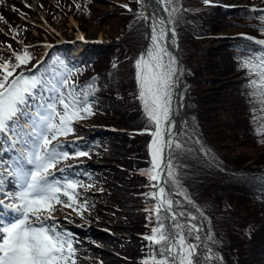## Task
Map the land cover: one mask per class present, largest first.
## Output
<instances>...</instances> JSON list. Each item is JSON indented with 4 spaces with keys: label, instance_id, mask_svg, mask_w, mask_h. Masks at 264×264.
<instances>
[{
    "label": "snow or ice",
    "instance_id": "obj_1",
    "mask_svg": "<svg viewBox=\"0 0 264 264\" xmlns=\"http://www.w3.org/2000/svg\"><path fill=\"white\" fill-rule=\"evenodd\" d=\"M146 2L136 0L142 9ZM204 2L209 3L210 0ZM178 4L179 0H151L149 7L156 5L163 9L168 14L167 21L157 16L156 12L145 14L141 11L138 14V18L150 21V44L135 61L137 98L149 122V127L141 134L147 132L152 137L148 145L151 167L141 175L153 182L150 187L155 190L146 195L156 201L145 209L150 213V221L151 214H155L156 226L143 237L149 242L150 252L141 264H195L199 245L191 243L188 237L199 241V232L202 231L201 226L194 223L196 215L176 210L181 207L180 202L172 199V193L166 188L169 183L179 186L172 164V152L184 149L172 131L173 88L179 69L176 57L167 46L169 33L175 43V30L166 26L174 22L173 17L180 11ZM121 7L132 11L127 4ZM3 19L0 16V20ZM259 19L264 23V16ZM261 31L264 32V29ZM255 42L264 46V40ZM8 49L14 61L12 58L4 60L0 57V135L8 138L17 157L13 161L15 166L0 160V209L13 214L9 222L0 220V264H77L71 234L47 222L55 220L57 205L81 215V209L87 210L86 203L79 202L77 191L84 186L71 179L61 182L55 177L57 171H65L57 167L63 161L89 155L83 150L72 153L63 150L65 146L61 144L60 137L73 134L74 122L87 119L95 113L87 102L88 93L82 95L76 91V84L72 80L75 72L68 70L52 85L51 90L56 96L51 102L41 105L42 110L37 109L29 114L26 128L20 123L24 116L22 106L27 104V98L41 81L35 76H26L23 71H16L34 59L27 47L22 52L12 50L11 45H8ZM241 66L251 77L248 81L251 90L249 96L257 105L253 121H264V51L243 59ZM92 86L89 84L87 88L91 89ZM254 132L264 137V123H259ZM259 142L264 143V140ZM17 145H20L19 149ZM201 150L204 151L203 147ZM205 154L209 153L205 151ZM6 184H11L16 190H8ZM175 194L183 196L203 216L186 191H177ZM179 217H184L186 222L181 223ZM165 220H170L167 226ZM208 239L211 240L212 236L209 235ZM208 253L206 260H222V257L211 255V249Z\"/></svg>",
    "mask_w": 264,
    "mask_h": 264
},
{
    "label": "rangeland",
    "instance_id": "obj_2",
    "mask_svg": "<svg viewBox=\"0 0 264 264\" xmlns=\"http://www.w3.org/2000/svg\"><path fill=\"white\" fill-rule=\"evenodd\" d=\"M12 1L13 0H0V12L1 9L6 8L11 10L12 14L17 17V20L14 24L8 23L7 20H0V36L3 35L5 39H10L13 41L17 40L16 37L23 33L21 30H19V27L22 24H29L31 26L30 34L34 36H38V34L40 35V31H47L50 34L58 32L57 34H59V30L53 27L52 24L47 20V17L49 16L44 10L45 7L43 5L39 6L38 2L40 0H14L17 1L20 6H22V9L20 7H14L13 9L10 5ZM194 3L195 0H179L177 7L180 8V11L173 17L174 22L171 23L179 43V59L184 67L185 72V95L180 106V116L183 124H185L184 118H186L187 114L189 113V110L187 109L188 104L186 103V97L189 90H191L190 87L193 86L192 76L188 75L187 71L194 72L195 70L193 66V64H195V51L193 50L192 45L195 43L200 44L201 46L203 43L201 41H203L202 39L205 38L204 36H201L204 34L202 29L197 32L189 26V22L195 17L193 13L203 10V7L201 6V0H199V5ZM226 3L230 4L228 7L240 5L264 9V4L261 3V0H258L257 2H248L247 0H228ZM124 4H127L129 8L132 9V11L125 12L124 10L127 9L121 7V5ZM53 7L54 8L52 9L60 14L53 20L62 21L65 19L66 26L64 27L68 33L73 32L74 28H80L82 30L81 32L87 34L89 38H95V41L98 42L105 41L113 42L114 44H122V41L124 40L125 43L129 41L131 45L133 44L131 52L128 50L130 53V59L127 62H123L125 59L124 54L126 50L122 45L119 48L114 46L111 48V50H107L104 53L106 54L108 52L106 60H104L106 65L110 58H117L119 61H121V65L118 68L117 66L114 67L113 70L108 74V79L106 80L108 83L105 86V89L108 91L111 90V92L120 93L122 95L124 83L126 84L125 86H132L129 89L127 87L128 94L131 92H137L138 95V85L136 83V79L131 78L132 71H129L128 65H126L129 63L131 68H134L132 62H134L136 55H134V53L142 40V24L143 27L146 26L143 19L138 18V14H136V10L140 11L138 8H141V6L136 4V0H92L88 7V9H90V18L88 17L86 20L74 17L75 12L71 13L69 8L66 11H63L58 7V5H53ZM81 8H84V6ZM91 12L94 14L92 17ZM123 12L127 14H123ZM88 13L89 12L82 13L83 15L77 16L84 18L87 17ZM134 14H136V16L133 17ZM102 16H109V18H107L106 21H100L99 18ZM229 20L230 16L223 18V22L220 23L219 28L213 32L214 35H212V33V36L210 35L207 37L208 42H205L203 46L205 49H209V53L212 55L218 54V59L222 60L226 59L225 51L227 48H219V46L227 42V39L224 37L214 40V37H217L218 35L233 34L237 32V29H240L239 27H241L238 24L225 25L226 22H230ZM55 30L57 31L55 32ZM193 33L199 40L195 41V39L192 38ZM78 35L74 34L75 40L87 39L84 37V35ZM13 36H15V39H13ZM40 36L44 40L43 44L45 45L46 50L48 47L47 39L49 40V38L44 34H41ZM3 41L4 40L0 41V44H3ZM76 45L79 47V50L83 46V44ZM210 46L215 48L210 50ZM79 50L73 51L70 49V56L78 54L80 52ZM87 50L88 49H86V51ZM94 54V52L91 53V55ZM217 57H215L216 61H218V59H216ZM205 59H212V57H206ZM95 60L97 61L99 59L95 58ZM220 67L221 66H218L216 73L213 74L211 73V70H202L204 73H206V77L214 79V82L211 84L212 88L203 89V94L206 95L209 93V96L213 100L211 108H215L216 111L212 113V117L214 119L216 118L218 121L215 122L216 125L214 128L216 131L220 132L218 134L219 138H224L223 143L220 145V157L221 159L227 160L233 165L239 164L237 165L238 168L236 169H241L240 172L233 173V170H229V173L231 174L232 172V175H240L250 171H259L261 174H263L264 143H250L252 142L250 131H252V128H256L250 126L248 122L250 119L248 116L249 112H247L250 110L252 105H254L252 98L249 96L248 87V81L251 79V77L247 76L246 79L240 83L239 81L241 78L238 75V71L232 74H224L226 69L223 68L221 71ZM221 74L224 75L220 77ZM236 83H240V85L237 87V90L234 86ZM239 88H242L240 92ZM240 93L242 94V97L246 96L245 99L241 97ZM41 95L43 98H45L44 93ZM137 102V111L139 114H135L133 117H131L132 119L130 118L128 121L123 123L121 121L120 114L125 109V106H123L120 101L114 100L111 96L104 97L100 103L101 106L103 108H107L108 110H115L112 112V115H106L102 118L103 122L106 123L107 128H109V130L113 133H109V135L106 137H103L102 133H97V136L102 141L101 143L105 142L110 146V150H108L109 153L107 155L99 153L97 155V159L94 161L83 158L82 156L79 158H70L69 160L63 161L57 165L58 168H69V165L73 166L74 163L72 162H75L78 165L77 168L80 169V171L77 170L79 171L78 173L80 175L82 174L87 176L85 179L77 177L79 184L84 186L77 189L79 193V202L86 203L87 210L81 209V215L77 214L76 211H73L70 208L57 205V210L54 213L56 220L48 221L47 223L59 225V230L72 226H74L73 228H76V226H80L78 222L80 217H89L92 223H95L96 226L99 227V231H102L105 234L106 238H109V240L112 239V241H115L116 243H114V245H110L108 242H105V244L104 242L99 243L95 240L87 239L88 243H90L88 245L91 247L95 244L100 246V251L105 256V258L102 260L103 264H141V262L144 260V258L141 259V257L145 255L140 249L139 244L144 242L145 251H147L149 254V242L144 240L143 237L150 234L151 228L156 226L155 214H151L152 219L150 221L148 219V212L145 211L146 208L151 206L145 199V197L149 196L144 197L146 192L145 188L148 186V182L150 184L153 182H150L146 176L141 175V173L145 171L144 169H137L133 167L134 161L125 163V159L130 158V155H135L136 152L139 153L140 150L142 151L143 146H147V143L150 139V135L147 132L141 134L145 127H149V122L142 111L143 108L140 101L137 100ZM43 104L45 103L40 101L35 102V100H33L30 106L25 108L24 116L21 118L20 123H23L27 128L28 125L26 121L30 118L29 114L33 113L37 109H40V106ZM235 119H238V121ZM130 120L132 121L133 125L128 126V122ZM75 124H80V121H76ZM88 124H91V126L95 125V127H100L99 122L94 120L88 121ZM253 124L254 122L252 123V126H255ZM94 134H96L94 131L87 130L84 127L74 128V135L77 138L72 141L69 138L60 137V142L65 146L63 150L70 153L81 150L85 151L84 148L86 147L87 140ZM254 137L255 136L253 134V138ZM1 139L3 141L1 143L6 144L7 149H11L8 138L4 136L1 137ZM16 148L19 149L20 145H17ZM0 151H2L1 147ZM10 151L11 152H9V155L2 156L0 160L5 161L8 164H13V161L17 157V152L14 150ZM140 157L141 156H136L135 161H137ZM100 164L105 170H102L101 167L95 169V166H99ZM13 166L15 165L13 164ZM90 171L93 173L90 174ZM69 173H71V171ZM62 176H64V174H60V177ZM89 185H91V187H88ZM5 187L11 191L16 190L11 184H6ZM151 188L152 187H150V189ZM177 189L175 192H171L173 197L172 199L180 202L181 207L179 211H186L187 209L182 204V202H184L185 205H188L187 201L183 196L175 194L177 191H185V189ZM142 192L143 194L140 196V193ZM62 199L66 200L67 198L62 197ZM151 202L152 205H154L153 201ZM244 206L246 207V210H242L240 217L243 218L244 225L247 223L249 224L244 228V230L238 231L236 234H234L235 242L242 244L239 247L238 252H229L228 248H225V243L223 240L224 236L223 239H221L220 236H212V239L209 240L208 236L211 234L205 228V221H203L201 217H197L195 223L200 224L202 231L199 232V241H196L194 238L193 241H191V243L193 242L194 244L199 245L197 248V255L194 258L195 264H263L264 261L262 262L260 257H257L254 254H246L245 251H242L243 249H255L258 244L254 246L253 242V245H251L254 237L253 233L258 230L264 231L263 221L257 216V218L249 220L250 222H246L245 220L254 214L252 203L250 201H245L244 197L235 198V203L233 205L234 208L242 209ZM179 220L181 223L186 222L183 217H179ZM66 232L72 233V230H66ZM225 235L227 236L226 233ZM258 238L262 239L263 236L258 235ZM82 243L83 242H80V244ZM262 243H264V241ZM211 246L215 247V253L212 251L214 248ZM217 248L222 254H225V258L219 255ZM209 249H211V255L222 257V260H206L205 256L209 254ZM76 250L80 251L79 253L83 258H92L94 260L97 259V256L95 255L90 256L89 254L82 253L80 247H78ZM145 257H149V255ZM94 260L91 262V264H95Z\"/></svg>",
    "mask_w": 264,
    "mask_h": 264
},
{
    "label": "trees",
    "instance_id": "obj_3",
    "mask_svg": "<svg viewBox=\"0 0 264 264\" xmlns=\"http://www.w3.org/2000/svg\"><path fill=\"white\" fill-rule=\"evenodd\" d=\"M227 1L228 0H210L208 4L205 3L204 0H201V6L203 7V10L194 12L193 15L195 17L189 22V26L195 31L198 32L200 29H202L204 31V34L201 36H204L205 38L202 39L203 41L201 42L203 43L201 46L200 44L193 43L192 46L193 50L195 51V64H193V66L195 70L194 72L187 71V74L192 76L193 81V86L190 87L191 90H189L186 97V103L188 104L187 109L189 110V113L187 114L186 118H184L185 124H183L182 128L181 126L178 128L179 130H177L175 135V139L184 146V149L183 151L174 150L172 152V164L177 173L179 186L169 183L168 185H166V188L170 192H175L177 188L185 189L190 198L195 202V205L201 209V211L203 212V216H200V214L196 211L195 208L192 207V205H185L184 202H182V204L187 209L186 211L191 212L193 215H196L199 218L201 217V219L205 221V228L210 232L211 236H220L221 239H223L224 236V246L225 248H228L229 252H238V249L242 244L235 242L234 234H236L238 231L244 230V228L249 223L244 225L243 218L240 217V215L242 214V210H246V207L244 206L242 209L233 207L235 198L244 197L245 201H250L252 203L254 214L249 216V218H246L245 220L246 222H250L249 220H253L258 217L262 219L264 229V175L259 171H256L258 173L253 171L252 173L250 171L248 173H243L240 175H232V172L231 174L229 173V170H233V173H237L240 172L241 169H236L238 168L237 165L239 164L233 165L227 160L221 159L220 157V145L221 143H223L224 138H219L218 134L220 132L216 131L214 128L216 125L215 122L218 121L216 118L214 119L212 117V113L216 111L215 108H211L213 100L209 96V93H207L206 95L203 94V89L212 88L211 84L214 82V79L206 77V73H204V71L202 70H211V73L213 74L216 73L218 66H221V71L223 70V68L226 69L224 74H232L238 71V75L241 78L239 82H243L248 75L246 70L241 66L242 60L247 58L248 56H255L264 51V47H261L260 45L253 43L250 39L246 38L255 37L260 40H264V32L261 31V29H264V23H262L259 19L260 16H264V9L240 5L228 7V5L230 4L226 3ZM247 1L257 2L258 0ZM91 2L92 0H40L38 4L39 6L43 5L45 7L44 10L49 16L47 17V20L52 24L53 27L59 30L60 35L65 39H70L72 38V32L68 33L66 31V28L64 27L66 26L65 19H63L62 21L53 20L60 15L52 9L54 8L53 5H58V7L63 11H66L69 8V11L71 13L75 12L74 17L86 20L90 15V9H88V7L89 3ZM261 3L264 4V0H261ZM13 4L15 8L20 7L22 9V6H20L17 1H14ZM194 4L199 5V0H195ZM77 5H79V7H77ZM83 6L84 8H81ZM138 6L140 5L138 4ZM254 9L256 11H254ZM124 11L129 12L127 10ZM87 12H89L87 17L81 18L77 16L83 15L82 13ZM93 12H91V17L94 15ZM125 12H123V14H127ZM136 14H139L138 10H136ZM136 14H134L133 17L136 16ZM1 16H3V20H7L8 23L14 24L17 20V17L14 14L10 13L9 10H2ZM226 16H230V22H224L225 25L238 24L241 27H239L240 29H237V32L233 34L218 35L217 37H214V40L224 37L227 39V42L219 46V48H227V50L225 51L226 59L222 60L218 59V54L212 55L211 53H209V49H205L203 46L205 42H208L207 37H209L216 29L219 28L220 23L223 22V18H225ZM107 18H109V16H102L99 18V20L106 21ZM143 21L146 25V21ZM145 28L146 26L143 27L142 24V40L134 53V55H136L134 58V62H132L134 68H131L129 63L126 64L128 65L129 71H132L131 78H135V60L138 58L145 45V34L147 30V28ZM19 30H21L23 33L16 37L18 42L10 39H5L3 35L0 36V41H5L2 42L3 44H0V57H3L4 60L12 58V53L8 49V45H11V49L16 52H22L23 49L27 47L29 53L34 57V59L26 67L21 66V68H18L16 71L17 73L23 71L26 76H35L41 81V83L36 89L33 90L32 95L29 97H37L42 89L48 88L50 83H57L61 76L66 74L68 70H73L75 72V75H73L72 80L76 84V91L78 93H81L82 95L84 93H88L86 97L87 102L91 105L92 110L95 113V115L87 119H83L81 120V122L85 124L87 121L94 120L96 122H99L100 124V127H95L94 125L92 127H89V129L94 130L96 133H102L105 136H108L109 133H113L109 130V128H107L106 123L102 120L104 116L112 115V112L115 111L113 109L108 110L107 108H103L101 106L100 103L104 97L111 96L114 100L120 101L122 105L125 106V109L120 114L121 121L123 123L128 121L135 114H139L137 111V92H131L130 94H128L127 92V87L129 89L132 87L131 85L125 86L126 84L123 83L124 89H122V95L120 93L111 92V90L108 91L105 89V86L108 83L106 82V80L108 79V74L113 70L114 67L117 66L118 68L121 65V61H119V59L117 58H110L106 65L104 60H106L108 52L106 54L104 53L107 50H111V48L114 46L119 48L122 45L126 50L124 54L125 59L123 60V62H127L130 59V53L128 52V50H130L131 52L133 47V44L131 45L129 41L125 43V41L123 40L122 44H114L113 42L105 41L100 43H93L90 45V48H88L89 52L87 50L81 55L82 59L85 58L83 59L82 63L66 62V53L70 50V46L68 44H65L61 48L52 47L47 52L42 63L37 64L38 52L41 51L42 48L37 46L36 43L43 40L40 35L44 34L45 31H40L41 34H38V36L35 37L34 35L30 34L31 26L29 24L20 25ZM81 31L82 30L80 28H74L73 30V32ZM85 35L87 38H89L87 34ZM212 35H214V33ZM49 36L51 37H48L51 42H55L56 39H58V37L54 34H49ZM192 38L195 39V41L199 40L194 33L192 35ZM21 42L30 44H25V46H22ZM213 48L215 47L210 46V50H212ZM92 52H94L95 54L91 55ZM206 57H212V59H205ZM215 57H217L216 59H218V61L215 60ZM95 58H98L99 60L96 61ZM12 59L14 61V58ZM29 69H31V71H27ZM224 74H221L220 77H222ZM240 83L234 84L236 90ZM89 84L93 85L91 89L87 88V85ZM241 90L242 88H239V92ZM250 91L251 90L249 89V92ZM240 95L242 97L241 93ZM245 97L242 98L245 99ZM256 108L257 105L254 104L247 112H249L248 116L250 119L248 118V122L250 126L257 128L258 124L264 123V121H253V116L257 114L255 111ZM235 120L238 121V119ZM253 122V125L255 126H252ZM128 123V126L133 125L131 120ZM256 128H252V131H250L252 139V142H250L251 144L264 140V137L255 134L254 129ZM253 134L255 136L254 138ZM101 142L102 141L97 136L94 140H90V145L92 147L90 148V152L92 153V155L95 156L99 153L107 155L109 153L108 150H110V146L105 142ZM202 147L204 151L201 150ZM205 151H207L209 154L206 155ZM136 156L141 157L137 161H135ZM213 157L215 159H213ZM125 161V163L134 161L133 167L137 169H149L150 165L149 159L147 157V146H143L142 151L140 150L139 153L136 152L135 155H130V158L125 159ZM149 184L150 183L148 182V186L145 188L146 192L144 194V197L147 196V193L154 191V189H150ZM141 194H143V192L140 193V196ZM145 199L151 206V201H153L154 204L156 203V201H154L150 197H145ZM176 210L179 211L180 208H177ZM149 215L150 213L148 212V216ZM164 223L167 226L170 222L169 220H166L164 221ZM225 233L227 234V236L225 235ZM253 234L254 237L251 245H253V242L254 246L257 244L258 245L255 247V249H243L242 251H245L246 254H254L257 257H260L261 261L263 262L264 243L262 242L264 241V231L258 230ZM258 235H262L263 238L259 239ZM188 239L190 242L193 241V237H188ZM139 246L140 249L144 252V255L148 256L149 254L147 251H145L144 248V242L139 244ZM211 247L214 248L212 251L215 253V247ZM217 251L219 255L225 258V254H222L221 251L218 250V248Z\"/></svg>",
    "mask_w": 264,
    "mask_h": 264
},
{
    "label": "bare ground",
    "instance_id": "obj_4",
    "mask_svg": "<svg viewBox=\"0 0 264 264\" xmlns=\"http://www.w3.org/2000/svg\"><path fill=\"white\" fill-rule=\"evenodd\" d=\"M150 3H151V0H147V2L145 3L144 8L143 9L141 8V11H143L145 14H150L152 12H156L157 16L164 17L163 9L159 8L156 5H152L151 7H149ZM149 23H150V21L146 22L147 30H146V34H145V36H146L145 45H144L141 53L144 52L146 47L149 46V44H150V40H149L150 28L148 26ZM46 32H45V34H46ZM47 36L50 37L48 32H47ZM56 41H57V39H56ZM65 41H70L71 42V38L70 39L66 38ZM176 44L173 43L170 40V37H169V39L167 41V46H168L169 51L172 52L173 55H175V52L177 50V46H178V49H179V43H176ZM178 69H179V71L177 73L176 80L178 79V77L181 78L182 74L184 73V68L183 67H178ZM182 70H183V73H182ZM177 86L178 85H177V82H176V84L174 85V88H173V103H172V107H173L172 119H173V122H174V128L172 129L173 133H175V131H174V129L176 128L175 124H177V129L180 127V124H178L180 122V118H179V116H180V106H181L182 99L184 97L183 88L181 86L178 88ZM176 121H178V123ZM181 121H182V119H181ZM151 139H152V137H150L148 145H149ZM148 145H147V157L149 159V165L151 167V164H150L151 157H150V154H149V151H148ZM70 217H71V215H70ZM78 222H79V225H80L79 227L80 228H75L74 230H72V233H70L71 234V239L73 241V247L75 249L80 247L82 253L89 254L90 256H94L95 255V256H97V259L94 260L92 258H83L81 256V254L79 253L80 251L76 250V257L75 258H76L77 264H91V262L93 260H94L95 264H103L102 260L105 258V256L100 251V246L95 244L94 246L91 247L90 245H88L90 243H88L87 239H92V240H95V241H97L99 243L108 242L110 245H114L115 241H112V239L109 240V238H106L105 234L102 231H99V227L96 226L95 223H92V221L90 220L89 217H82V218L80 217L78 219ZM67 229L68 228L60 229V231L67 230ZM80 242H83V243L80 244Z\"/></svg>",
    "mask_w": 264,
    "mask_h": 264
},
{
    "label": "water",
    "instance_id": "obj_5",
    "mask_svg": "<svg viewBox=\"0 0 264 264\" xmlns=\"http://www.w3.org/2000/svg\"><path fill=\"white\" fill-rule=\"evenodd\" d=\"M164 17H165V20L167 21V18H168V15H167V13L166 12H164ZM168 28H170V29H173V27H172V25L171 24H167L166 25ZM169 37H170V40L172 41V38H171V34L169 33ZM176 43H178V41H177V37H176V33H175V44ZM177 45V44H176ZM175 57H176V60H177V66L178 67H183V65H182V63H181V61H180V59H179V56H178V46H177V50H176V52H175V55H174ZM184 68V67H183ZM182 73H183V70H182ZM177 81V87L179 88L180 86L183 88L184 87V73L182 74V77L181 78H179L178 77V79L176 80ZM179 118H180V122L178 123V121H176L178 124H182V121H181V116H179ZM178 119V118H177ZM176 125V128L174 129V131L176 132V130H177V124H175ZM174 136H175V133H174Z\"/></svg>",
    "mask_w": 264,
    "mask_h": 264
}]
</instances>
